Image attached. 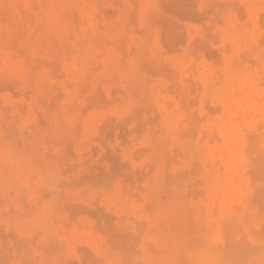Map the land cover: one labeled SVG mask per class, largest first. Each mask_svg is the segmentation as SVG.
Segmentation results:
<instances>
[{"label": "rangeland", "instance_id": "374dc122", "mask_svg": "<svg viewBox=\"0 0 264 264\" xmlns=\"http://www.w3.org/2000/svg\"><path fill=\"white\" fill-rule=\"evenodd\" d=\"M215 1L0 0V264H144L178 201L264 264V0Z\"/></svg>", "mask_w": 264, "mask_h": 264}, {"label": "bare ground", "instance_id": "6f19581e", "mask_svg": "<svg viewBox=\"0 0 264 264\" xmlns=\"http://www.w3.org/2000/svg\"><path fill=\"white\" fill-rule=\"evenodd\" d=\"M133 1V0H132ZM217 1V0H216ZM215 1V2H216ZM44 2V1H42ZM69 2V1H68ZM73 2V1H72ZM131 2V1H130ZM236 2V1H235ZM4 3V2H3ZM6 3V2H5ZM74 3V2H73ZM227 3V2H226ZM44 4V3H43ZM54 4V3H53ZM135 4V3H134ZM76 5V4H75ZM59 7V6H58ZM75 8V7H74ZM29 9V8H28ZM31 9V8H30ZM126 13H130L129 12H126ZM87 19V18H86ZM125 23V22H124ZM60 25V24H59ZM73 25V24H72ZM70 26V25H69ZM127 27V26H126ZM207 27V26H206ZM61 29V28H60ZM79 30V29H78ZM112 31V30H111ZM71 32V31H70ZM101 32V31H100ZM63 33V32H62ZM79 33V32H78ZM86 33V31H85ZM74 38V37H73ZM93 38V37H92ZM71 41V40H70ZM89 41V40H88ZM87 42V41H86ZM111 44V43H110ZM77 45V44H76ZM100 45V44H99ZM246 45V44H244ZM93 50V49H92ZM192 50V49H191ZM229 50V49H228ZM147 51V50H146ZM121 53V52H120ZM130 53V52H129ZM146 53V52H145ZM144 53V54H145ZM228 53V52H227ZM84 54V53H83ZM135 55H136V52H135ZM124 56V55H123ZM233 56V55H232ZM83 57V56H82ZM144 58V57H143ZM146 58V56H145ZM154 60V59H153ZM123 61V60H122ZM142 63H143V59H142ZM123 64V63H122ZM140 64V63H139ZM124 65V64H123ZM235 65V64H234ZM141 66V64H140ZM258 66V65H257ZM128 68V67H127ZM141 68V67H140ZM139 68V69H140ZM111 70V69H110ZM217 70V69H216ZM186 74V73H185ZM142 75V73L140 74ZM167 79V78H166ZM109 80V79H108ZM118 80V79H117ZM149 80V78H148ZM144 81V80H143ZM150 81V80H149ZM222 81V80H221ZM110 82V81H109ZM134 85V84H133ZM146 85V84H145ZM133 87V86H132ZM194 87V86H193ZM136 88V87H135ZM140 88V86H139ZM191 88V87H189ZM138 89V88H137ZM245 89V88H244ZM248 89V87L246 88ZM134 90V89H133ZM195 90V89H194ZM138 91V90H137ZM147 91V90H146ZM135 93V92H134ZM248 94V93H247ZM250 96V95H249ZM251 99V98H250ZM222 102H225L227 100L224 99H221ZM229 101V100H228ZM255 101V100H254ZM249 102V101H248ZM226 103V102H225ZM242 104V103H241ZM261 104V103H260ZM263 104V103H262ZM169 106V105H168ZM219 106V105H218ZM255 106V105H254ZM227 107V106H226ZM219 108V107H218ZM228 108V107H227ZM231 107H229L227 110H229V113L231 114V110H230ZM21 110V109H20ZM173 110V109H172ZM188 110V109H186ZM263 112H261L264 116V110H262ZM71 112V111H70ZM220 112V111H219ZM260 112V110H259ZM59 115V114H58ZM61 118V117H60ZM201 119V118H200ZM235 120V119H234ZM182 121V120H180ZM191 124V123H190ZM65 126V125H64ZM167 126L170 127V131H172L174 129V122L173 120H170V119H167ZM180 127V126H179ZM262 127V126H261ZM259 128V127H258ZM263 128V127H262ZM152 129V128H151ZM189 130V129H188ZM194 130V129H193ZM261 130V128H260ZM157 131V130H156ZM192 131V130H191ZM161 132V131H160ZM189 132V131H188ZM220 132L221 134L223 135V137L229 141L231 139H233L236 135H237V129L235 127H229L227 125H224L223 127H221L220 129ZM254 132V131H253ZM159 133V132H158ZM191 133V132H190ZM156 134V133H154ZM183 134V133H182ZM181 134V135H182ZM255 134V133H254ZM261 134V133H260ZM189 135V134H188ZM186 136V135H185ZM194 136V135H193ZM188 137V136H187ZM195 137V136H194ZM250 137V136H249ZM261 137V135H260ZM169 139V138H168ZM54 140V139H53ZM9 142V141H8ZM166 142V141H164ZM26 143V142H25ZM47 143V142H46ZM60 143V142H59ZM86 143V142H85ZM102 143V142H101ZM192 143V142H191ZM32 144V143H31ZM167 144V143H166ZM27 145V144H26ZM42 146V145H41ZM250 146V145H249ZM37 149H39L38 147H36ZM48 148V147H47ZM157 148V147H156ZM158 149V148H157ZM174 149V148H173ZM193 151V150H192ZM258 152V151H257ZM90 153V152H89ZM181 153V152H180ZM187 154V153H186ZM96 155V154H95ZM166 155V154H165ZM181 155V154H180ZM18 156V155H17ZM11 157V155H10ZM6 156V157H2L0 160H1V164L4 165V164H7L11 161V158ZM13 157V156H12ZM90 160V159H89ZM154 161V160H153ZM254 161V160H253ZM14 162V161H13ZM85 163V162H84ZM200 163V162H199ZM262 164V163H261ZM1 165V166H2ZM165 165V164H164ZM145 166V165H144ZM167 166V165H166ZM200 166V165H198ZM207 166V165H206ZM257 166V165H256ZM148 167V166H146ZM171 167V166H170ZM145 168V167H144ZM148 168H151L150 166ZM154 168V167H153ZM222 168V167H221ZM260 168V167H259ZM256 169V168H255ZM166 170V169H165ZM254 170V169H253ZM2 171H4L2 169ZM194 171V170H193ZM222 171V170H221ZM1 172V171H0ZM151 173V172H150ZM149 173V174H150ZM264 173V172H263ZM5 174V173H4ZM165 174V173H164ZM152 175V174H151ZM165 176V175H164ZM168 177V176H167ZM181 177V176H180ZM4 178V177H3ZM6 178V177H5ZM165 178V177H164ZM239 179V178H238ZM256 179V178H254ZM7 182V181H6ZM5 183V182H4ZM166 183V182H165ZM201 183V182H200ZM254 183V182H253ZM15 186V185H14ZM161 187L162 186H165V185H160ZM168 186V185H167ZM193 186V185H192ZM19 187V186H18ZM59 187V186H58ZM137 187V186H136ZM160 187V188H161ZM166 188V187H165ZM21 189V188H20ZM189 189V188H188ZM264 189V188H262ZM202 190V189H201ZM200 190V191H201ZM18 191V190H17ZM24 191V190H23ZM166 191V190H165ZM191 191V190H190ZM232 193V192H231ZM21 194V193H20ZM165 194V193H164ZM170 194V193H169ZM204 194V193H203ZM256 194V193H255ZM70 195V194H69ZM220 195V194H219ZM264 195V194H263ZM66 196V195H65ZM173 196V195H172ZM201 196V195H200ZM140 197V196H139ZM171 197V196H170ZM176 197V196H175ZM199 197V196H198ZM256 198V197H255ZM254 198V199H255ZM168 199H169V196H168ZM173 199V198H172ZM177 199V198H176ZM229 200H230V195L227 194V193H223L219 199H218V202L222 203V204H225L226 203L228 204L229 203ZM115 201V200H114ZM188 201V200H187ZM149 205V204H148ZM155 205V204H154ZM235 205V204H233ZM147 206V205H146ZM157 206V205H156ZM171 207L167 210V213L171 219V223L169 226V228L165 231H161L162 234H159L161 235V238L158 240L157 242V245L158 247L161 249V254H159L157 257H153L151 255H145V258L143 260V263L144 264H180V259L179 257L182 256L183 253H188L189 254V259L188 261L190 262V264H217L218 261H219V264L221 263H224L226 261H222L220 262L222 259V257L218 254V253H215L214 251H210L209 248H205V247H201L200 249H193V250H190L188 249L187 245L185 244L186 243V239L187 237L189 236L187 234V229H186V223H185V220L181 219L182 217V214L183 211H184V207L182 206V203L180 201L177 202H174L173 204L170 205ZM237 206V205H235ZM26 207V206H25ZM154 207V206H152ZM189 207V206H188ZM216 207V206H215ZM28 208V207H27ZM33 208V207H32ZM67 208V207H66ZM148 208V207H145V209ZM21 209V208H20ZM26 209V208H25ZM155 209V207L153 208ZM193 209V208H192ZM191 209V210H192ZM215 209V208H213ZM212 209V210H213ZM217 209V208H216ZM240 209V208H239ZM126 210V209H125ZM150 211V208L148 209ZM152 210V209H151ZM183 210V211H182ZM23 211V210H22ZM28 211V210H26ZM37 212V211H35ZM185 212V211H184ZM21 213V211L19 212ZM212 213V211H211ZM162 214H163V210H162ZM165 214V213H164ZM184 214V213H183ZM214 214V213H213ZM215 215V214H214ZM192 216V215H191ZM20 217V216H19ZM23 217V216H22ZM76 217V216H75ZM124 217V216H123ZM184 217V216H183ZM189 217V216H188ZM233 217V216H232ZM16 218V217H14ZM235 218V217H234ZM124 219V218H123ZM122 219V220H123ZM190 219V218H189ZM188 219V220H189ZM231 219V218H230ZM23 220V219H22ZM33 220V219H32ZM31 220V221H32ZM119 220V219H118ZM233 220V219H231ZM237 220V219H235ZM192 221V220H191ZM231 222V221H230ZM236 222H239V221H236ZM235 222V223H236ZM20 224V223H19ZM159 224V223H158ZM193 224V223H192ZM160 225V224H159ZM167 225V224H166ZM200 226V225H199ZM236 226V225H235ZM157 227V226H156ZM162 228V227H161ZM189 228V227H188ZM29 229V228H28ZM75 229V228H74ZM75 230H78L77 227ZM155 230V229H154ZM203 230V229H202ZM205 230V229H204ZM50 231V230H49ZM152 231V230H150ZM240 231V230H239ZM255 231V230H254ZM46 232V231H45ZM74 232V230L72 231ZM160 232V233H161ZM205 232V231H204ZM211 232V231H210ZM74 234V233H73ZM76 234V232H75ZM74 234V235H75ZM242 236V235H241ZM110 237V236H109ZM191 238V237H190ZM230 238V237H229ZM226 239V238H225ZM193 240V239H192ZM189 241V240H188ZM228 241V240H227ZM57 243V242H56ZM145 244V243H144ZM220 244V243H219ZM227 244V243H226ZM230 244V242H229ZM47 245V244H46ZM218 245V244H217ZM242 244H240L241 246ZM246 245V244H245ZM61 246V245H60ZM191 246V245H189ZM233 246V245H232ZM52 247V246H51ZM220 247V246H219ZM245 247V246H244ZM257 247V246H256ZM249 248V247H248ZM29 249V248H28ZM159 249V251H160ZM173 250H175L176 252H172ZM223 250V249H222ZM59 251V250H57ZM247 251V250H246ZM146 252V251H145ZM48 253V252H47ZM248 253V252H247ZM253 256V255H252ZM38 259V258H37ZM179 259V260H178ZM221 259V260H220ZM103 260V259H101ZM178 260V262H177ZM229 260V259H228ZM13 261V260H12ZM228 262V261H227ZM244 262V261H243ZM125 263V262H124ZM123 263V264H124ZM128 263V262H127ZM125 263V264H127ZM253 263V262H252Z\"/></svg>", "mask_w": 264, "mask_h": 264}]
</instances>
